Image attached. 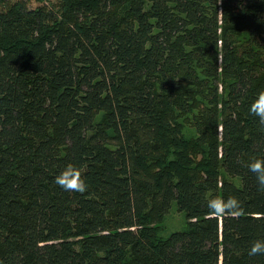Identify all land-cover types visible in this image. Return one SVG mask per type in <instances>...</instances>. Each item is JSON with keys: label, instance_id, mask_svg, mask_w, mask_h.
I'll list each match as a JSON object with an SVG mask.
<instances>
[{"label": "trees", "instance_id": "obj_1", "mask_svg": "<svg viewBox=\"0 0 264 264\" xmlns=\"http://www.w3.org/2000/svg\"><path fill=\"white\" fill-rule=\"evenodd\" d=\"M30 1L0 0V264H264V0Z\"/></svg>", "mask_w": 264, "mask_h": 264}, {"label": "clouds", "instance_id": "obj_2", "mask_svg": "<svg viewBox=\"0 0 264 264\" xmlns=\"http://www.w3.org/2000/svg\"><path fill=\"white\" fill-rule=\"evenodd\" d=\"M249 111L264 121V89H260L255 94ZM250 171L256 174L258 183L264 186V159H251L248 163ZM54 182L63 187L65 190H75L83 192L86 189L85 181L80 178L78 167L73 163H68L63 170H61L54 179ZM221 201L213 197L207 201V205L211 210H219ZM226 206L233 208L238 206V201L234 197H229L226 201ZM257 253H264V238H257L254 240L248 250L249 255Z\"/></svg>", "mask_w": 264, "mask_h": 264}, {"label": "rangeland", "instance_id": "obj_3", "mask_svg": "<svg viewBox=\"0 0 264 264\" xmlns=\"http://www.w3.org/2000/svg\"><path fill=\"white\" fill-rule=\"evenodd\" d=\"M31 6H36L40 4L39 0H31L30 1ZM237 183L238 180L236 181ZM187 224V218L185 216V213L180 211L176 207V203H173L172 208L170 211L165 215L163 222L161 223L162 232L161 235L163 237H167L170 233L176 230H180L184 228V226Z\"/></svg>", "mask_w": 264, "mask_h": 264}]
</instances>
